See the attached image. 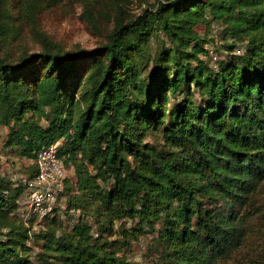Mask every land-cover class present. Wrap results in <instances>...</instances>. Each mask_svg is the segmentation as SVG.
Segmentation results:
<instances>
[{
  "label": "trees",
  "instance_id": "trees-1",
  "mask_svg": "<svg viewBox=\"0 0 264 264\" xmlns=\"http://www.w3.org/2000/svg\"><path fill=\"white\" fill-rule=\"evenodd\" d=\"M215 22L231 38L217 69L205 47ZM153 31L167 40L156 56ZM0 124L23 158L62 140L75 176L63 207L79 210L68 227L47 225L58 204L32 235L16 214L24 184L0 173V214L12 215L0 264H135L126 252L143 230L156 232L153 264H264V0H157L90 49L0 57Z\"/></svg>",
  "mask_w": 264,
  "mask_h": 264
},
{
  "label": "rangeland",
  "instance_id": "rangeland-1",
  "mask_svg": "<svg viewBox=\"0 0 264 264\" xmlns=\"http://www.w3.org/2000/svg\"><path fill=\"white\" fill-rule=\"evenodd\" d=\"M156 2L157 0H0V57L9 62H18L25 56L39 52L47 46L53 51L62 52L90 49L107 41L117 17H120L123 22H129L137 15L144 13V10L146 12L153 10ZM207 27L199 23L195 26V30L198 34L208 37L209 28ZM212 31L210 33L212 37L215 33L214 38L222 40L217 55L218 58L223 57L227 52L225 45L230 43V40L220 33L216 25ZM155 33L158 34L159 43ZM151 34L152 37L149 38L147 46L150 47L152 55L156 56V49H160L165 42L167 44V40L163 31H153ZM37 65L38 63L32 65L31 74L38 72L40 67ZM7 131L8 126L0 124V173L6 176L19 175L27 171L32 163L27 158L17 155L15 150L5 149L3 141ZM158 136L153 133L148 135L146 140L155 143ZM66 167L67 183L65 185L71 186L75 176L72 167ZM64 199L65 196L62 194L59 200L61 207L53 220L50 218L47 220V225H56L60 228L68 227L72 223L73 214L70 211V213L64 211ZM258 201L264 227V182L258 193ZM11 219L10 214H0V223H7ZM88 222H92L90 216ZM134 223L135 221L127 220L124 225L126 228H131ZM40 224L43 225L35 219L22 223L30 229L32 235L38 231ZM1 230L5 232L7 229L3 227ZM155 236L156 232L150 230L139 233L136 239H132L131 247L126 252L128 259L135 264H153L152 257L156 253ZM0 237L4 240L6 238L5 235ZM17 240L20 242L18 238ZM26 242L31 246L33 258L36 259L35 256L41 251L42 239L33 237V239H26ZM247 251H249L248 247H244L243 252Z\"/></svg>",
  "mask_w": 264,
  "mask_h": 264
},
{
  "label": "built area",
  "instance_id": "built-area-1",
  "mask_svg": "<svg viewBox=\"0 0 264 264\" xmlns=\"http://www.w3.org/2000/svg\"><path fill=\"white\" fill-rule=\"evenodd\" d=\"M215 25L221 33L223 25L220 22H215L213 23L212 30ZM210 36L212 37L211 34ZM214 36H216L215 33H213L212 39L205 44V47L208 50L210 66L217 69V50L221 47L222 40L214 38ZM242 49L241 45H237V51H241ZM61 143V139L48 143L37 152L33 159H29L35 166V172L31 177L28 178L22 173L10 176L15 180L21 181L25 186L18 199L16 214L26 221L35 219L42 222L46 216L53 214L59 204L64 188V178L67 176L65 162L58 154ZM57 211H59V208ZM71 212L73 214V222L79 215V210L72 209ZM39 226L43 227L41 224Z\"/></svg>",
  "mask_w": 264,
  "mask_h": 264
},
{
  "label": "crops",
  "instance_id": "crops-1",
  "mask_svg": "<svg viewBox=\"0 0 264 264\" xmlns=\"http://www.w3.org/2000/svg\"><path fill=\"white\" fill-rule=\"evenodd\" d=\"M5 149H7V147L5 148ZM25 159V158H24ZM29 160V159H28Z\"/></svg>",
  "mask_w": 264,
  "mask_h": 264
}]
</instances>
